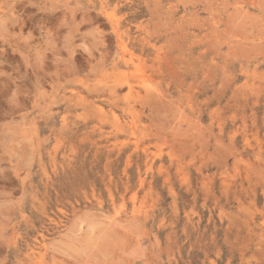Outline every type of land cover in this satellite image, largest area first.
I'll use <instances>...</instances> for the list:
<instances>
[{
    "label": "rangeland",
    "instance_id": "obj_1",
    "mask_svg": "<svg viewBox=\"0 0 264 264\" xmlns=\"http://www.w3.org/2000/svg\"><path fill=\"white\" fill-rule=\"evenodd\" d=\"M0 264H264V0H0Z\"/></svg>",
    "mask_w": 264,
    "mask_h": 264
},
{
    "label": "bare ground",
    "instance_id": "obj_2",
    "mask_svg": "<svg viewBox=\"0 0 264 264\" xmlns=\"http://www.w3.org/2000/svg\"><path fill=\"white\" fill-rule=\"evenodd\" d=\"M114 88V87H113ZM116 88V87H115ZM261 148V147H260ZM259 157V156H258ZM126 169V168H125ZM125 171V170H124ZM141 173V172H140ZM127 175V174H126ZM140 175H138V177H139ZM144 178V177H143Z\"/></svg>",
    "mask_w": 264,
    "mask_h": 264
}]
</instances>
